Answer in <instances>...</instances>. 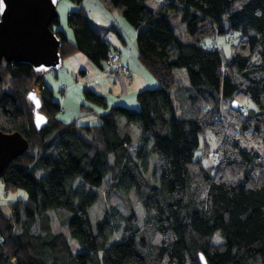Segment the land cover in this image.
Returning a JSON list of instances; mask_svg holds the SVG:
<instances>
[{"label":"trees","instance_id":"1","mask_svg":"<svg viewBox=\"0 0 264 264\" xmlns=\"http://www.w3.org/2000/svg\"><path fill=\"white\" fill-rule=\"evenodd\" d=\"M70 1L77 6L66 16L73 40L54 29L57 18L52 24L60 57L80 52L103 67L114 50L92 27L82 0ZM101 1L136 30L138 60L158 85L136 94V109L107 107L85 87V100L107 110L77 123L58 117L43 74L29 63L2 61L0 130L20 132L29 147L0 177L2 197L25 193L3 200L9 215L0 207V264H200L199 253L207 264H264V0ZM178 19L188 40L173 31ZM227 32L229 57L203 44ZM179 68L187 85L175 84ZM33 101L46 119L39 128ZM207 135L217 142L213 150ZM212 151L219 152L217 166L207 159ZM103 182L106 200H138L141 223L134 210L124 215L107 200L93 232L87 208ZM51 212L68 234L52 230Z\"/></svg>","mask_w":264,"mask_h":264},{"label":"crops","instance_id":"2","mask_svg":"<svg viewBox=\"0 0 264 264\" xmlns=\"http://www.w3.org/2000/svg\"><path fill=\"white\" fill-rule=\"evenodd\" d=\"M81 5L96 33L109 42L112 50L120 52L131 70V76L126 77L109 69L107 63L103 67L96 66L84 54L77 52L62 59L58 69L43 73L44 81L53 93V99L60 105L64 115L62 119L86 123L97 121L98 115L107 109L88 103L83 96V88H89L103 96L107 107L126 103L136 106V94L143 89L155 87L158 83L138 60L136 30L128 21L117 11H110L101 0H82ZM76 7L72 1L66 0L63 8L69 12ZM181 27L184 31V26ZM54 29L60 30L68 40H73L69 26L61 28L57 25ZM174 73L175 70L173 75ZM178 75L182 80L179 83L187 85L184 72L180 71ZM82 103L90 105L92 109L82 110ZM15 194L22 197L23 192ZM2 198L0 196V202L4 200Z\"/></svg>","mask_w":264,"mask_h":264},{"label":"water","instance_id":"3","mask_svg":"<svg viewBox=\"0 0 264 264\" xmlns=\"http://www.w3.org/2000/svg\"><path fill=\"white\" fill-rule=\"evenodd\" d=\"M59 0H2L0 3V64L29 63L40 74L56 70L62 64L60 40L52 28L57 18ZM34 103V125L42 126L46 119ZM235 104L234 107H238ZM28 141L20 132L0 130V177L6 167L28 149ZM200 264H207L199 253Z\"/></svg>","mask_w":264,"mask_h":264},{"label":"rangeland","instance_id":"4","mask_svg":"<svg viewBox=\"0 0 264 264\" xmlns=\"http://www.w3.org/2000/svg\"><path fill=\"white\" fill-rule=\"evenodd\" d=\"M65 1L66 0H59L57 3V6H56V8H57V19L59 21L58 27H61V28L62 27L67 28V26H68L67 20H66V16H67L66 13L68 11L64 10V8H63ZM146 2L153 6V5H156L157 0H146ZM223 25L225 28L227 27L226 21H224ZM181 26H182V24L179 22V19L172 22L173 31L176 34V36L180 39L188 40V37H185V30L182 31ZM227 34H228V32L224 35H220V36L216 37V44L219 47V50H220L223 58L229 57V55L232 53V50H233L232 47L227 43V37H228ZM248 34L250 36H254V31L252 29H248ZM238 35H239L238 32H234V42L237 41ZM214 39H215V37H208V38L203 40V44L206 46H213ZM180 71L184 72V77H186V80L188 82V78L186 76L185 70L182 68H179V69H175V73H174V79H175L176 83L182 82V80H180V76L178 75V72H180ZM169 94L171 96V101H172V105L175 109V113L177 116H179L180 115L179 113L181 112V109H182L180 98L178 99L174 96L173 87L170 89ZM125 106L131 107L134 109L138 108L137 103H136V106H130L127 103ZM58 117L59 118L64 117L63 113L60 112ZM206 138H207V142L210 144V149L213 150V148H215L217 145L216 140H214L213 137H210L209 135H207ZM201 143H202V137L200 136V144ZM213 153L214 152L212 151L210 153L209 157L207 156V159H209L211 161V163H212ZM199 154H200V151L198 150L196 152L195 156L197 157ZM206 162H208V161L206 159H203V163L206 164ZM151 167H153V166H151ZM151 171H152V168H150V170L148 171V173H147L148 176L151 175ZM104 186L105 185L103 182V184L100 187L95 188V191L98 194V199L94 202L93 205H91L90 207L87 208L88 218H89V222H90V225H91L93 232L96 229L97 220L100 219L103 215V212H104L105 207L107 205V200L109 202V205H116L118 207V209L124 215H127L129 213V210H130L129 208L134 210L135 214L137 215V218L139 219V221L141 223L142 218H143V210H142V207H141L140 203L138 202V200L131 195L130 201L126 202L123 200V198L120 195H117V194L110 195L109 198H107V200H106V196L103 193L104 192ZM2 192H3L2 185L0 183V194L1 195H2ZM24 194L22 195V197H20L18 194H13L12 192H8L3 197V199L7 200V201L9 200V202H12V201L17 200V199H22V198L25 199ZM0 207H2L3 213L5 215H9L10 211H9L8 206H7V202L4 203V201L2 200L0 202ZM51 216H52V230L54 232H62V233L68 234L67 227L59 225L52 212H51ZM119 237H120L119 232H116L115 236L110 238V243L114 242L115 238H119ZM219 242H221V238H220L219 234L216 233L213 237V243H219ZM70 245H71V248H72L74 253L81 250L80 247L78 246V244L73 239L70 240Z\"/></svg>","mask_w":264,"mask_h":264},{"label":"built area","instance_id":"5","mask_svg":"<svg viewBox=\"0 0 264 264\" xmlns=\"http://www.w3.org/2000/svg\"><path fill=\"white\" fill-rule=\"evenodd\" d=\"M232 40V35L229 37V41ZM213 47L217 48L216 42H213ZM107 64L108 68L115 71L120 72L126 77L131 76V70L128 68V66L125 64V61L122 59L120 52L117 51H111L107 55ZM220 119L224 120L225 117L222 116L220 113L219 116ZM212 163L214 166H217L219 163V152H214L212 155ZM2 240V238H0Z\"/></svg>","mask_w":264,"mask_h":264},{"label":"snow or ice","instance_id":"6","mask_svg":"<svg viewBox=\"0 0 264 264\" xmlns=\"http://www.w3.org/2000/svg\"><path fill=\"white\" fill-rule=\"evenodd\" d=\"M0 3H2V0H0Z\"/></svg>","mask_w":264,"mask_h":264},{"label":"bare ground","instance_id":"7","mask_svg":"<svg viewBox=\"0 0 264 264\" xmlns=\"http://www.w3.org/2000/svg\"><path fill=\"white\" fill-rule=\"evenodd\" d=\"M121 55V54H120ZM122 57V56H121Z\"/></svg>","mask_w":264,"mask_h":264}]
</instances>
